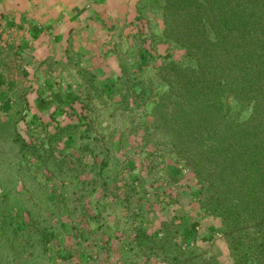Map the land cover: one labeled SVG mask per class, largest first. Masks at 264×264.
Returning a JSON list of instances; mask_svg holds the SVG:
<instances>
[{"label": "rangeland", "instance_id": "374dc122", "mask_svg": "<svg viewBox=\"0 0 264 264\" xmlns=\"http://www.w3.org/2000/svg\"><path fill=\"white\" fill-rule=\"evenodd\" d=\"M4 1L0 119L16 120L29 146L0 145V264H174L164 259L170 243L203 254L201 264H264V237L234 233L206 211L195 173L142 138L152 104H142L138 80L165 61H188L162 39L159 0L67 5L77 18L59 45L56 0L14 11ZM34 145L52 148L55 164L39 163ZM164 227V251L138 244V228L160 237Z\"/></svg>", "mask_w": 264, "mask_h": 264}, {"label": "trees", "instance_id": "16d2710c", "mask_svg": "<svg viewBox=\"0 0 264 264\" xmlns=\"http://www.w3.org/2000/svg\"><path fill=\"white\" fill-rule=\"evenodd\" d=\"M159 2L162 39L183 49L188 61H165L153 76L138 80L142 104H152L151 121L145 123L142 138L195 173L206 211L221 215L234 233L263 238L264 0ZM122 69L120 80L129 82ZM246 107L251 113L241 118ZM4 118L0 119V145L10 139L20 152L25 151L29 145L18 132L16 120ZM53 139L56 134L46 141L51 145ZM32 147L39 163L53 159L55 164L52 148L37 153L38 145ZM54 232L44 228L45 242ZM136 232L138 244L145 241L153 252L166 249L169 231L165 227L160 237L142 228ZM172 245L175 248L164 255L165 260L174 264L204 261L203 254Z\"/></svg>", "mask_w": 264, "mask_h": 264}, {"label": "crops", "instance_id": "0c3cea01", "mask_svg": "<svg viewBox=\"0 0 264 264\" xmlns=\"http://www.w3.org/2000/svg\"><path fill=\"white\" fill-rule=\"evenodd\" d=\"M4 2L7 3V0H5ZM9 2L12 5L11 9L14 11L17 10V8H15L18 7L17 4H20L21 6H27L28 8V6L30 5L41 3L42 0H10ZM78 2L79 0H56V44L58 45L60 43H63V40L68 39V30L71 26V24L69 25V21H72L77 18L72 8L67 5H73ZM30 13L35 12H33V9H31ZM31 17L37 19L38 16L36 17L31 14ZM36 52L40 54L44 52H46L47 54H51V52H49V49H47V45L44 43L36 44Z\"/></svg>", "mask_w": 264, "mask_h": 264}]
</instances>
